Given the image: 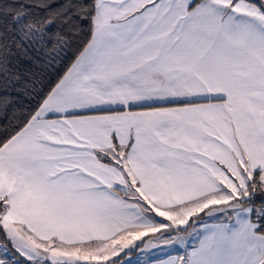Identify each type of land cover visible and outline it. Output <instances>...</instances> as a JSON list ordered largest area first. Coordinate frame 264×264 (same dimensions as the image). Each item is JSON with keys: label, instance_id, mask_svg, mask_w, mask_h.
Returning <instances> with one entry per match:
<instances>
[{"label": "snow or ice", "instance_id": "snow-or-ice-1", "mask_svg": "<svg viewBox=\"0 0 264 264\" xmlns=\"http://www.w3.org/2000/svg\"><path fill=\"white\" fill-rule=\"evenodd\" d=\"M0 264H264V0H0Z\"/></svg>", "mask_w": 264, "mask_h": 264}]
</instances>
